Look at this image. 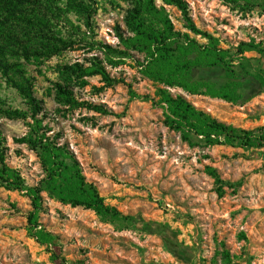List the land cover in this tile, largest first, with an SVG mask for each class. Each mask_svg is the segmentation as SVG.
<instances>
[{
  "label": "rangeland",
  "instance_id": "obj_1",
  "mask_svg": "<svg viewBox=\"0 0 264 264\" xmlns=\"http://www.w3.org/2000/svg\"><path fill=\"white\" fill-rule=\"evenodd\" d=\"M86 1L91 5V30L73 12L51 17L50 34L69 41L68 46L42 64L25 63L26 75L11 71L10 84L0 79L6 105L25 109L14 83L30 78L35 96L43 101L50 133H60V141L69 144L106 203L130 217L105 222L93 210L62 204L44 193L41 223L57 236L58 250L85 264H224L226 248L229 264H264V146L207 145L194 136L191 143L184 140L166 124V110L157 103L156 91L163 85L144 77L132 57L108 66L124 82L104 87L100 76H93L90 85L75 89L80 101L110 113L85 107L64 111L56 102L50 88L59 80L57 68L86 63L97 51L89 50L87 42L117 45L118 29H125L126 0ZM187 1L198 27L219 37L224 48L251 41L264 48L261 10L244 13L224 0ZM156 2L163 5L162 0ZM166 8L176 29L187 31L182 13ZM42 41L34 37L30 45L39 47ZM245 55L256 58L264 70V52L249 49ZM168 88L226 124L245 130L264 126V86L252 76L245 77L242 98L235 103ZM27 120L0 117V124L9 147L8 163L31 186L44 172L36 153L16 142L27 133ZM207 165L224 180L222 195ZM31 209L23 192L0 187V264H53L48 248L28 234Z\"/></svg>",
  "mask_w": 264,
  "mask_h": 264
},
{
  "label": "trees",
  "instance_id": "obj_2",
  "mask_svg": "<svg viewBox=\"0 0 264 264\" xmlns=\"http://www.w3.org/2000/svg\"><path fill=\"white\" fill-rule=\"evenodd\" d=\"M126 1L125 29H118L117 45L89 41V50L97 51L86 63L78 61L57 68L59 80L52 82L50 92L64 111L85 107L110 113L103 106L80 101L75 89L90 85L88 78L93 76H100L104 87L124 82L114 77L108 66L115 67L132 57L144 77L163 85L157 88V103L166 110V124L179 131L184 140L191 143L194 136L198 142L207 145L263 147L264 126L245 130L226 124L198 109L185 95H174L168 88L238 102L242 98L246 76L258 79L264 86V70L258 66L256 58L245 55L249 49L264 52L263 44L241 42L235 48H224L219 37L198 27L187 0H162L163 5H158L156 0ZM224 1L244 13L253 9L264 13V0ZM166 6L176 7L182 13L183 27L187 31L176 29ZM90 10L91 5L86 0H0V79L5 78L10 84L11 71L26 75L25 63L42 64L44 58L68 46L69 41L50 34L51 17L61 18L73 12L84 19L91 30ZM34 37L42 38L39 47H31ZM24 79V84L15 82L14 86L26 108L8 106L0 97V117L28 119L27 133L16 142L26 144L36 153L44 176L29 186L22 173L8 163L9 147L0 124V187L23 192L30 198L28 234L48 248L53 264H85L83 259L73 260L62 255L57 236L41 223L46 201L44 193L62 204L93 210L105 222L121 223L130 217L106 203L97 185L87 179L77 154L68 143L60 141V133H50L53 129L45 122L43 101L35 96L30 78ZM131 94L137 96L133 90ZM206 172L215 179L222 195L225 182L218 171L207 165ZM230 260L229 252L224 248L222 261L229 264Z\"/></svg>",
  "mask_w": 264,
  "mask_h": 264
}]
</instances>
